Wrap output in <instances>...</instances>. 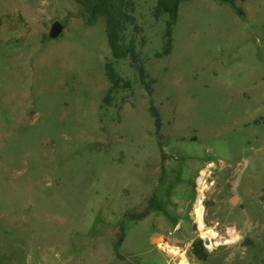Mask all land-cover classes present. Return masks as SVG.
I'll list each match as a JSON object with an SVG mask.
<instances>
[{
  "label": "rangeland",
  "instance_id": "obj_1",
  "mask_svg": "<svg viewBox=\"0 0 264 264\" xmlns=\"http://www.w3.org/2000/svg\"><path fill=\"white\" fill-rule=\"evenodd\" d=\"M131 1L164 160L128 59L131 90L103 104V16L0 0V264H264V0H185L175 21Z\"/></svg>",
  "mask_w": 264,
  "mask_h": 264
},
{
  "label": "trees",
  "instance_id": "obj_2",
  "mask_svg": "<svg viewBox=\"0 0 264 264\" xmlns=\"http://www.w3.org/2000/svg\"><path fill=\"white\" fill-rule=\"evenodd\" d=\"M80 7L86 10L92 17L101 15L105 19V33L107 45L110 51V60L105 63V75L109 81L110 88L104 98V106H109L120 91H130L131 82L121 79L114 69V63L119 60L128 59L130 68L137 74L140 86L145 91L148 97V111L153 119L154 126V138L157 140V144L160 150L162 160L165 159L163 148L161 145L163 127L162 116L160 110L155 105L152 98L153 87L149 80L147 71L142 63L139 53L136 50L134 41L131 40L125 44L123 36L129 27L133 32H138V26L134 17V3L131 0H74ZM156 5L154 8V16L159 18L163 15H168L172 21L176 20L177 12L180 4L185 0H155ZM219 4L234 6L236 0H212ZM241 16L242 13L238 12ZM264 126V120L262 121ZM154 204L151 201L148 207L139 214L129 215L128 218L132 221L144 219ZM124 225L119 227V233L117 235L116 242L113 245V251L118 259L121 256L118 253V249L124 243L125 235ZM190 256L198 261H206L208 258V252L203 246L202 240H196L191 245Z\"/></svg>",
  "mask_w": 264,
  "mask_h": 264
},
{
  "label": "water",
  "instance_id": "obj_3",
  "mask_svg": "<svg viewBox=\"0 0 264 264\" xmlns=\"http://www.w3.org/2000/svg\"><path fill=\"white\" fill-rule=\"evenodd\" d=\"M63 31V25L56 21L52 24L50 31H49V38L50 39H56L58 38Z\"/></svg>",
  "mask_w": 264,
  "mask_h": 264
},
{
  "label": "bare ground",
  "instance_id": "obj_4",
  "mask_svg": "<svg viewBox=\"0 0 264 264\" xmlns=\"http://www.w3.org/2000/svg\"><path fill=\"white\" fill-rule=\"evenodd\" d=\"M201 184L203 183H205V179H204V173L202 172L201 173V177L199 178V180H198ZM202 184V185H203ZM202 188V187H201ZM203 192V191H202ZM201 205H202V197L201 196H199L198 197V200H197V206H196V208L195 209H197V213H195V215H196V218H197V220L199 219V217H200V207H201ZM206 235V234H205Z\"/></svg>",
  "mask_w": 264,
  "mask_h": 264
},
{
  "label": "built area",
  "instance_id": "obj_5",
  "mask_svg": "<svg viewBox=\"0 0 264 264\" xmlns=\"http://www.w3.org/2000/svg\"><path fill=\"white\" fill-rule=\"evenodd\" d=\"M186 264H188V263H186Z\"/></svg>",
  "mask_w": 264,
  "mask_h": 264
}]
</instances>
